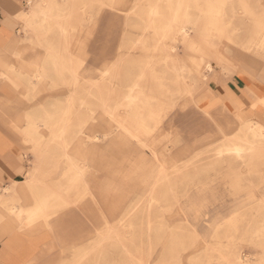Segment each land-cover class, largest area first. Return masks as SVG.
<instances>
[{
    "label": "rangeland",
    "instance_id": "374dc122",
    "mask_svg": "<svg viewBox=\"0 0 264 264\" xmlns=\"http://www.w3.org/2000/svg\"><path fill=\"white\" fill-rule=\"evenodd\" d=\"M169 1L194 24L177 53ZM23 8L16 36L26 50L8 59L0 83V114L24 142L19 180L58 196L88 188L49 215L39 262L264 264V139L236 124L252 99L251 118L264 115V0ZM235 82L250 84L236 91L241 104L228 105L226 93L230 112L205 114ZM228 119L233 131L218 138ZM32 201L0 186L6 216L10 203L23 212Z\"/></svg>",
    "mask_w": 264,
    "mask_h": 264
},
{
    "label": "crops",
    "instance_id": "0c3cea01",
    "mask_svg": "<svg viewBox=\"0 0 264 264\" xmlns=\"http://www.w3.org/2000/svg\"><path fill=\"white\" fill-rule=\"evenodd\" d=\"M25 0H0V60L8 58L9 54L23 55L26 49H21L23 41H19L16 36V24L18 18L24 20L26 14L24 13ZM28 15V14H27ZM16 46L14 47V43ZM11 46V48H10ZM57 48V47H56ZM22 50V51H21ZM80 52H82L80 50ZM67 52L63 54H67ZM53 54H62V52H53ZM240 83L245 84L243 78H240ZM250 86L249 83L246 86ZM245 86V87H246ZM239 83L229 84L227 87L235 95L237 89L245 88ZM256 93L260 91L251 86ZM220 95H222L219 92ZM226 99V96H223ZM228 101V105L233 104ZM209 107L205 114L216 115L221 109L213 110ZM227 108H230L227 106ZM230 111V110H229ZM238 125H242V121L237 119ZM218 127V138L221 136L227 137L230 131ZM238 127V126H237ZM232 132V131H231ZM4 130L0 129V141L2 144H10V147L3 145L0 148V186L10 193L21 194L22 196H30L33 198L32 206L25 211H17L14 202L8 205V213L0 208V264H41L38 255L42 253L41 244L43 239L47 236L43 234L46 226H49V215L51 213L59 212L61 209H68L72 206V200L69 197L78 196L80 192H87L88 188L79 186H72L69 193L65 196H58L54 191L42 192L37 184H32V180L28 177L27 180L21 182L20 178V164L21 156L18 144L13 140ZM82 164L78 160H74ZM33 180H35L33 178ZM39 180V176L35 181ZM104 188L96 187L92 191L101 192ZM67 191V190H66ZM71 192V194H70ZM104 204V203H103ZM105 205V204H104ZM106 206V205H105ZM5 207V204H4ZM6 216V217H5ZM8 217V218H7ZM17 225H16V224ZM25 230V232H23Z\"/></svg>",
    "mask_w": 264,
    "mask_h": 264
},
{
    "label": "bare ground",
    "instance_id": "6f19581e",
    "mask_svg": "<svg viewBox=\"0 0 264 264\" xmlns=\"http://www.w3.org/2000/svg\"><path fill=\"white\" fill-rule=\"evenodd\" d=\"M172 17L169 20V30L171 28H175L176 29V33L174 35V39L170 43V49L177 53L179 46L182 45V43L186 40V38L188 37L189 33L192 31V29L194 28V24L192 23V21H190L186 16V12L184 13V17L182 19L178 20V10H177V6L173 5V3L171 1L168 2L167 4ZM171 32V31H170ZM169 33V32H168ZM172 33V32H171ZM165 47V43L162 44ZM11 48V46H10ZM12 55L9 54L8 58H3L2 60H0V83L4 84L7 83L8 79H9V73L7 71V65H8V59L11 57ZM213 64L212 62H208L205 64V70L207 71H213ZM215 69V68H214ZM223 95L226 96V93H229L231 95V99H232V104L234 107L239 106L241 103V101L239 100V98L230 90H224L223 91ZM257 94V93H256ZM259 96V94L257 95ZM264 97V96H262ZM223 98V97H222ZM241 99V98H240ZM223 106L221 108L220 111H217L218 113H223V117H224V113H229L230 108H227V105L225 104L224 98H223ZM254 103V99L251 100V112L248 114L249 116L246 117V115H244L243 113H239L237 114L239 117V119L242 121V125H238L237 124V128L239 130H244V132L246 131V133H251L252 136L254 137H260L262 139H264V125H262L261 120L264 121V115L261 119H259L258 117L256 118H251L253 116V110H257L258 108H256L255 106H253ZM231 104V105H232ZM244 104V103H243ZM245 105V104H244ZM259 105L264 107V99L260 100ZM258 105V106H259ZM230 107V106H229ZM262 107V108H263ZM241 108V106H240ZM2 111H5V107L1 104L0 105V113H2ZM222 118V117H221ZM250 118V119H249ZM224 119V118H223ZM237 122V120H236ZM10 120H8V117L5 114H0V129L4 130L5 132H7V134L12 135L15 139V141L17 142L16 144H23V138H21L20 136H18L16 134V131L14 130V128H12V126H10ZM226 125L224 127H222L225 130L228 131H233L232 127V122L228 119L226 120ZM68 126V125H67ZM230 137V136H229ZM232 137V136H231ZM12 141V138L10 139ZM14 142V140H13ZM15 143V142H14Z\"/></svg>",
    "mask_w": 264,
    "mask_h": 264
}]
</instances>
